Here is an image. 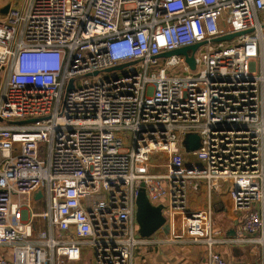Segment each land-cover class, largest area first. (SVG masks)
I'll use <instances>...</instances> for the list:
<instances>
[{"label": "built area", "instance_id": "1", "mask_svg": "<svg viewBox=\"0 0 264 264\" xmlns=\"http://www.w3.org/2000/svg\"><path fill=\"white\" fill-rule=\"evenodd\" d=\"M263 12L264 0L9 8L0 19V264H73L82 248L94 264H141L158 252L176 264H233L223 251L233 247L264 264ZM205 41L194 72L183 57L157 58ZM188 132L200 137L190 154ZM142 183L152 205L167 198L149 238L135 219ZM223 197L231 233L216 219Z\"/></svg>", "mask_w": 264, "mask_h": 264}, {"label": "water", "instance_id": "2", "mask_svg": "<svg viewBox=\"0 0 264 264\" xmlns=\"http://www.w3.org/2000/svg\"><path fill=\"white\" fill-rule=\"evenodd\" d=\"M9 9V6H5L2 10V14H6ZM251 31H247L246 33H239L236 35L232 36H227V37H220V38H215L211 40V43H220V42H229L233 40L234 37L236 36H241L244 34H248ZM205 42L197 43L192 46L176 49L170 52L163 53L159 55L157 58L164 59V58H169V57H183L184 62L186 65L189 67L191 71L195 70V61H194V54L198 50V48L206 45ZM123 67H117L115 69L121 70ZM94 76L96 73L93 74ZM39 120L37 119H31L27 121H22V122H17L13 123L16 125H24V124H30V123H35ZM182 147L184 148V151L188 154L193 153L197 151L200 148V137L198 134H195L193 137L186 138L182 141ZM35 197H40V192L35 194ZM135 205H136V214H135V219L136 223L138 225V234L141 238H149L151 235H153L161 226L164 224V216H163V206L162 205H157L154 206L152 205L148 197L146 195V190L144 184H140L136 200H135ZM218 208H221L222 205H218ZM166 232V229H165Z\"/></svg>", "mask_w": 264, "mask_h": 264}, {"label": "crops", "instance_id": "3", "mask_svg": "<svg viewBox=\"0 0 264 264\" xmlns=\"http://www.w3.org/2000/svg\"><path fill=\"white\" fill-rule=\"evenodd\" d=\"M2 4V5H1ZM15 6L13 5H8L7 3L4 2V0H0V16L2 17L5 14L1 13V10L5 6H9V8H14L16 10H23L24 6L22 8H19L18 2H15ZM261 19L264 21V12L261 14ZM218 205H222L221 208H218ZM33 210L39 211L44 208V206H39V205H33ZM215 210H216V219L218 223L221 225L223 231L225 233H231L233 229V215L231 212V203L229 201V198L223 197L222 202H216L214 204ZM46 224H43L41 222L36 221L34 223V229L35 230H41L45 229ZM3 249L6 248H0V255H5L7 254ZM247 248H242V247H233V248H224L223 251L229 257L231 260V263L233 264H252L254 262L258 261V253H248ZM178 261L174 258L171 257L170 259L165 258L162 253L158 252L157 254H148L147 259L141 262V264H176ZM73 264H94V256L93 252L91 251L90 248H82L81 249V255H80V260L73 263Z\"/></svg>", "mask_w": 264, "mask_h": 264}, {"label": "rangeland", "instance_id": "4", "mask_svg": "<svg viewBox=\"0 0 264 264\" xmlns=\"http://www.w3.org/2000/svg\"><path fill=\"white\" fill-rule=\"evenodd\" d=\"M4 2L7 3L8 5H13V6L17 5V4H15V2H18V4H19V8H22L23 6L25 7L27 0H4ZM1 5H2V4H1ZM0 18H1V16H0ZM216 44H217V43H211V45H213V46H215ZM206 46H207V44L204 45V46H202V47H200V48H198V50L196 51L195 55L200 54V53H202L204 50H206ZM174 70H175V71H177V70H181V67H177V68H175ZM192 72H194V71H192ZM194 135H195V133L188 132V133H186L185 137H186V138H190V137H193ZM189 158H190V157H189ZM159 204L162 205V206H166V204H167V198H166L165 196L162 197V198L159 200Z\"/></svg>", "mask_w": 264, "mask_h": 264}]
</instances>
